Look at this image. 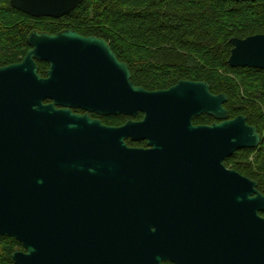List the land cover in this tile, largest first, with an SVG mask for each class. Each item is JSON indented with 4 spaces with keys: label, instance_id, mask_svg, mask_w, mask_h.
Returning <instances> with one entry per match:
<instances>
[{
    "label": "water",
    "instance_id": "water-1",
    "mask_svg": "<svg viewBox=\"0 0 264 264\" xmlns=\"http://www.w3.org/2000/svg\"><path fill=\"white\" fill-rule=\"evenodd\" d=\"M82 1L10 5L58 19ZM229 42L230 67L264 70V33ZM26 44L0 67V236L20 243L15 264H264V193L224 164L261 135L229 118L224 93L135 86L104 38L73 29L32 30ZM72 108L143 117L108 126ZM201 114L215 122L194 124Z\"/></svg>",
    "mask_w": 264,
    "mask_h": 264
},
{
    "label": "trees",
    "instance_id": "trees-1",
    "mask_svg": "<svg viewBox=\"0 0 264 264\" xmlns=\"http://www.w3.org/2000/svg\"><path fill=\"white\" fill-rule=\"evenodd\" d=\"M63 29L104 38L136 85L163 88L188 79L224 93L229 118L244 115L261 135L257 147L235 151L224 164L264 193V70L227 63L230 38L264 33V0H83L58 19L33 18L0 0V67L22 59L30 31ZM36 63L44 76L46 62ZM21 249L14 238L0 236V264H15L11 254Z\"/></svg>",
    "mask_w": 264,
    "mask_h": 264
},
{
    "label": "flooded vegetation",
    "instance_id": "flooded-vegetation-1",
    "mask_svg": "<svg viewBox=\"0 0 264 264\" xmlns=\"http://www.w3.org/2000/svg\"><path fill=\"white\" fill-rule=\"evenodd\" d=\"M64 30V29H63ZM74 30V29H73ZM61 31V30H59ZM77 31V30H75ZM58 32V31H57ZM78 32V31H77ZM56 33V32H55ZM80 35H83V36H95V35H90V34H83L81 32H78ZM98 37V36H96ZM49 67L48 63H46V69ZM179 80H188V79H179ZM132 81V80H131ZM178 81V80H177ZM176 81V82H177ZM191 81H196V80H191ZM133 82V81H132ZM175 82V83H176ZM175 83L167 86V87H163V88H145L141 85H136L134 84L135 86H140V87H143L144 89L148 90V91H154V90H163V89H167L169 87H171L172 85H174ZM46 102H49V101H46ZM71 111L73 113H76V114H85L87 113L91 118L93 119H98L101 121L102 124L104 125H108V126H121L123 125L124 123H126L127 121L129 120H134V121H138V120H141L142 117H143V113L141 112H138L134 117L133 116H130L128 114H98V113H95V112H89V111H86L84 109H81V108H72ZM200 116H204V117H208L207 120L208 122H202V123H198V124H203V125H210L212 124L213 122H215V120L207 115V114H201ZM198 116V117H200ZM197 118V117H195ZM194 118V119H195ZM193 119V120H194ZM193 122V121H192ZM194 123V122H193ZM195 124V123H194ZM126 144L130 147H139V148H147V144H146V141H131L130 139H126L125 140ZM205 211H199L197 212L199 214V219L200 220H203V218L201 217V214H203ZM162 264H175L174 262H171L169 260H164L162 261Z\"/></svg>",
    "mask_w": 264,
    "mask_h": 264
}]
</instances>
